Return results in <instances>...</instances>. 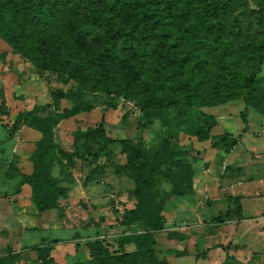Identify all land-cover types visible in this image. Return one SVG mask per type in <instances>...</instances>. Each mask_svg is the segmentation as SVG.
I'll return each instance as SVG.
<instances>
[{
    "label": "rangeland",
    "instance_id": "obj_1",
    "mask_svg": "<svg viewBox=\"0 0 264 264\" xmlns=\"http://www.w3.org/2000/svg\"><path fill=\"white\" fill-rule=\"evenodd\" d=\"M134 1L114 26L125 28L145 14L151 37L147 55L162 29L200 18L202 3L196 0H169L175 1L173 11L158 23L149 16L166 0ZM228 1L209 19L232 22L241 16L244 25L254 14L264 21L259 7L264 0ZM101 7L105 10L106 3ZM25 31L19 34L25 43L20 49L0 35V264H121L123 238L127 253L153 243L150 254L132 257L129 264H264V88L252 106L243 96L230 97L243 92L251 69L264 86V62L256 65L264 54L263 38L241 36L238 79L217 84L212 93L217 103H211L206 89L204 105L173 104L152 120L162 101L142 110L108 85L92 90L87 80L75 78L70 65L51 55L48 45ZM61 31L53 26L48 39ZM70 41L86 58L105 52L96 31L72 33ZM31 48L56 63L30 58ZM133 54L127 51L115 61L104 54V63L83 75H107L124 89L125 60ZM162 55L166 75L185 76L177 51L164 49ZM245 114L248 133L243 135ZM203 115L217 122L208 136L197 133L207 130ZM224 135L243 136L228 151L219 144ZM137 151L149 158L142 177L151 180L147 198L160 210L161 230L146 222L130 228L121 224L138 206ZM36 200L45 204L44 212ZM48 246L49 254L40 259Z\"/></svg>",
    "mask_w": 264,
    "mask_h": 264
},
{
    "label": "trees",
    "instance_id": "obj_2",
    "mask_svg": "<svg viewBox=\"0 0 264 264\" xmlns=\"http://www.w3.org/2000/svg\"><path fill=\"white\" fill-rule=\"evenodd\" d=\"M196 1L202 3L199 9L200 18L197 21L180 23L178 26L162 29L160 41L152 45V54L149 55L144 53L145 45H150L151 38L145 14H137L125 28L114 26L118 15L129 14V11L134 8V0H0V35L20 49L25 43L19 38V34H24L27 32L25 29H29L35 34L37 41L40 40L44 46L48 45L51 55H55L58 62L70 65L74 70L75 78L79 81L87 80L92 90L100 89L102 85H108L110 91L129 99L142 110H147L148 103L162 101L163 104L157 107V114L152 118V120H157L160 112L167 111L173 104L183 103L187 107L204 105L206 89H209L208 99L211 103H217L212 94L215 92L217 84L225 85L238 79L235 65L242 57L241 36L246 35L249 40L261 37L264 41V21L256 16H251L254 14L247 16L248 21L245 20L244 25H242L241 16L233 19L232 22L212 21L209 19V15L218 8L229 6V1ZM168 2L169 0L159 2L158 6L152 10L153 16L149 17L153 19V22L158 23L161 19L171 15L175 1ZM102 3H106L105 10H102ZM259 7L261 8L260 13L264 14V1L259 3ZM242 14L246 13L242 12ZM58 21L60 24L57 23ZM64 21H66V25H64ZM53 26L61 28L62 31L61 34H54V39L51 40L48 39L47 34ZM86 29L96 31L100 44L105 47V52H102L98 58L83 57L77 51L75 44L70 41L72 33L77 32L82 35ZM32 35L29 36L31 43L34 42ZM164 49L171 53L176 51L179 53L178 64L181 72H185V76L183 73H180L183 76L177 73L166 75L165 68L160 62V56L165 57L162 55ZM261 49H264V45L261 46ZM127 51H132L134 54L133 58L125 60L129 71L126 75V88L120 90L116 81L107 75L99 74L92 78H86L83 75L85 72L93 70L95 66L103 64L104 54L108 55V61H115ZM27 55L42 63H56L51 56L35 53L34 48L29 49ZM153 56L159 57H157L156 63L151 60ZM212 62H214L217 71H214ZM263 62L264 54H261L256 59V65L259 67ZM244 81L243 92H231L230 97L243 96L246 105L252 106L257 94L264 86L256 78L254 69L246 74ZM203 116L208 125L207 130L197 133L208 136L209 131L217 125V122L210 116ZM243 122L245 125L243 135H245L248 133L246 114L243 116ZM243 135L237 138L224 135L219 144L231 151L241 143ZM102 149L100 148L99 151H103ZM137 159L135 181L137 183L138 206L123 216L121 224L130 228L134 223L146 222L157 230H161L164 225L160 210L154 208L147 198L151 189V180L142 177L149 158L146 153L137 151ZM91 173L98 176L102 174L96 171ZM35 204L42 212L47 209L43 202L36 200ZM124 244L125 238L121 239L119 248L121 264H129L132 257L150 254L153 247V243H151L144 250L127 253L124 250ZM50 250V246L43 249L39 258L44 259ZM202 257L204 255L197 256V259Z\"/></svg>",
    "mask_w": 264,
    "mask_h": 264
}]
</instances>
